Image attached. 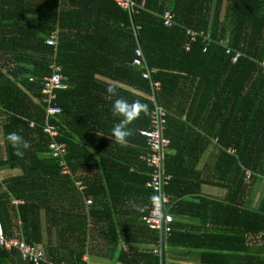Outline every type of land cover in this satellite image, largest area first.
<instances>
[{"label":"trees","instance_id":"16d2710c","mask_svg":"<svg viewBox=\"0 0 264 264\" xmlns=\"http://www.w3.org/2000/svg\"><path fill=\"white\" fill-rule=\"evenodd\" d=\"M83 1L0 0V112L4 115L0 170L20 171L0 181L4 236L42 247L45 258L54 262L85 264L83 257L90 250L91 258L113 264L162 262L161 255L153 252L160 245V233L144 222L155 194L146 186L152 169L146 162L149 148L142 132L149 129L154 102L149 98V82L141 76L144 70L132 67L140 47L148 66L158 69L153 79L161 83L157 102L170 114L164 134L170 146L188 141L184 139L193 133L197 145L203 140L199 131L207 133L209 128L221 149L218 171L232 178L228 186L238 187V264H244L246 236L264 232V197L258 210L249 205L251 189L264 182V0H146V10L135 19L113 0L94 1L98 6L90 9ZM136 2L141 5V0ZM166 10L175 14L171 27H165L161 18ZM134 24L142 27L138 41L132 33ZM187 30L211 39L206 53L201 40L190 44ZM55 32L57 48L46 46ZM236 52L244 56L233 64ZM52 64L61 67L68 85L57 92L62 113L51 123L59 130L56 141L67 147L65 160L72 175L63 174L60 160L50 156L52 139L41 128V88L44 78L51 76ZM109 86L117 89L118 96L139 100L148 108L129 125L134 135L126 144L108 137L119 120L113 118L117 97L107 93ZM83 107L90 112L83 113ZM13 131L30 143L23 158L6 141ZM228 149L235 155L227 154ZM192 154L186 156L177 148V154L165 160L166 172L173 175L166 192L174 218L173 232L166 238V264H179L167 248L181 255L196 252L201 263L200 225L183 223V219L200 220L206 202L200 196L208 180ZM247 171L253 174L249 182ZM79 180L83 192L76 187ZM193 195L199 201L183 202ZM86 198L92 199L87 213ZM14 201L21 205H13ZM90 241L92 249H88ZM117 250V255L104 257ZM0 264L31 263L17 251L0 249Z\"/></svg>","mask_w":264,"mask_h":264},{"label":"built area","instance_id":"2783aa9c","mask_svg":"<svg viewBox=\"0 0 264 264\" xmlns=\"http://www.w3.org/2000/svg\"><path fill=\"white\" fill-rule=\"evenodd\" d=\"M116 5L127 13H130L131 17L135 19L140 9H144L146 6V0L141 2V5L136 4L133 0H114ZM137 18V17H136ZM161 18L165 27H171L175 22V14L170 10H166ZM134 38L138 41V33L142 31V27L134 24L132 27ZM186 35L189 38L190 44H196L199 40L203 43V54L206 53L207 48L212 43L209 37L204 36L202 33L195 32L193 30H187ZM46 46L51 48H57L58 46V32L53 33L49 39L45 42ZM140 46V45H138ZM228 47V46H227ZM190 45L186 46V51L189 52ZM226 54L230 55V48L226 50ZM242 53L236 52L232 58V63L236 64L238 60L243 57ZM264 68V60L261 62ZM132 67L136 69H143L142 78L147 80L150 85L151 93L149 98L154 102L153 110L150 112V126L149 129L142 132L145 137L147 146L149 148L146 162L151 167L152 172L150 174V180L148 181V188L155 194L160 196L159 205H154L150 210L148 217L144 219V222L151 231H159L160 233V245L154 249V253L162 255V233L167 238L173 232L174 218L169 214V208L171 205V198L167 194L166 190L173 180V175L169 174L165 170V151L171 145V141L164 137L167 129L169 112L164 109L162 105L157 102V93L161 90V83L154 81L153 75L158 72V69H151L146 59L143 56V52L138 47L136 51V58L132 62ZM51 76L45 77L43 80V86L41 88V104L44 110V121L41 126L42 132L47 134L52 139L49 144L50 156L60 160V166L62 167V173L72 175L71 170L67 166L65 160L68 153L65 144H60L56 141L59 136L58 128L51 123V118H55L61 115V109L57 105V92L65 90L68 85L65 83V79L62 74V69L57 64L50 66ZM34 123H29V128H33ZM229 154L235 155L236 151L229 149L226 151ZM253 174L250 171L246 172V181L249 182L252 179ZM264 179V178H263ZM76 187L80 192H83L84 186L81 182H76ZM13 205L19 206L20 202L14 201ZM87 206L92 205L90 199L86 202ZM0 249H4L7 252L17 251L21 259L31 264H67L66 262H54L45 258V252L40 246H32L26 244L24 240L20 239H8L4 236L3 225L0 221ZM87 260V258H86Z\"/></svg>","mask_w":264,"mask_h":264},{"label":"crops","instance_id":"0c3cea01","mask_svg":"<svg viewBox=\"0 0 264 264\" xmlns=\"http://www.w3.org/2000/svg\"><path fill=\"white\" fill-rule=\"evenodd\" d=\"M87 1L89 9L93 6L97 8L98 4L94 1L98 0ZM89 1L91 2V4L89 3ZM133 1L136 2V0ZM142 1L143 0H141V2ZM80 2L84 1L80 0ZM142 10H146V6L144 7V9H140V12ZM30 19H32V13H30ZM96 79L116 85L118 87H122L123 90L132 92L137 96H145V94L140 90L133 89L129 86H123L107 78L96 77ZM83 109V113L90 112L88 111L89 109H85V107H83ZM113 118L118 119L115 117ZM3 119L4 115L0 112V123L1 121H3ZM180 120L184 121L185 118H182ZM207 130V133L199 131V134H201L203 138V140H201L202 142H197V145L194 144L193 135L195 133L189 134L184 139L188 141H180L174 146H170L168 149H166L165 158L172 157L174 154H177V148H179V150L181 149L183 154L186 156H189L193 153L191 157H193L195 160L196 158L199 159L197 169L202 170L204 174L203 177L208 180V182H206L201 187L202 196L200 197L205 198L206 202L203 203L204 208L203 210H201L200 220H197L196 222H191L188 219H183V223L185 224L190 223L194 225H200V242L202 244L200 264H238V187L236 185L228 186L232 185L228 184L229 181H232V178H224L222 175H220L218 169H222L221 164H219V161H221V149L217 146V141L209 135L210 129L207 128ZM19 174L20 171L18 169L0 170V181H4L10 177H14ZM76 182L82 183V181L80 180ZM263 197L264 182L251 189L249 194V205L251 206L250 208H252L253 210H258ZM88 199H90V201L92 202L91 198L84 199V207L86 213L88 208L92 206L86 205ZM196 201H199L197 195L187 196L183 198V202L187 203ZM227 201H230V203H228ZM42 224H44L43 216ZM246 237L247 241L244 244L243 252L244 255H247L248 258L244 260V264H264V232L260 234H251ZM204 243H207V245H204ZM121 247L123 246L121 245ZM245 247H247V250H244ZM167 250L169 251V253H173L170 254V257L174 258L176 260V263L198 264V253L196 252L191 253L190 255H181L177 251L172 252L170 248H167ZM112 255L114 256L115 253H106L104 257L111 258L110 256ZM167 258L168 253L166 254V259ZM182 258H184L183 261H181ZM99 259H102V257ZM90 261L92 262L94 260L92 258L89 260L87 255L83 257V262L85 264H91ZM99 264L113 263L111 260H109L105 263L100 262Z\"/></svg>","mask_w":264,"mask_h":264},{"label":"clouds","instance_id":"9594fccd","mask_svg":"<svg viewBox=\"0 0 264 264\" xmlns=\"http://www.w3.org/2000/svg\"><path fill=\"white\" fill-rule=\"evenodd\" d=\"M106 91L110 96L117 97L112 104L111 111L114 117L119 118L111 130V135L108 137L114 139V142L117 144H126L128 143V139L134 135V130L129 125L142 112L147 113V105L141 103L139 100L129 102L126 98L118 96L117 89L114 86H109ZM102 136L104 135L101 134L99 137ZM6 141L14 149V154L20 158H23L25 150L30 148V143L15 131L8 133ZM160 199V196L151 197L154 205H159Z\"/></svg>","mask_w":264,"mask_h":264},{"label":"rangeland","instance_id":"374dc122","mask_svg":"<svg viewBox=\"0 0 264 264\" xmlns=\"http://www.w3.org/2000/svg\"><path fill=\"white\" fill-rule=\"evenodd\" d=\"M98 241L100 242V239ZM92 245H93V241L92 242L90 241L89 242V248L88 249H92ZM117 254H118V250L115 251V255H117ZM90 256H91V250H90L89 256H88L89 260L91 259ZM92 259H93V257H92ZM93 260L94 261H92V262L90 261L91 264H99L100 262L105 263V262L109 261V260L99 259V258H95ZM101 260H104V261H101Z\"/></svg>","mask_w":264,"mask_h":264},{"label":"water","instance_id":"95a60500","mask_svg":"<svg viewBox=\"0 0 264 264\" xmlns=\"http://www.w3.org/2000/svg\"><path fill=\"white\" fill-rule=\"evenodd\" d=\"M162 262L160 264H166V237L165 234L162 233Z\"/></svg>","mask_w":264,"mask_h":264}]
</instances>
